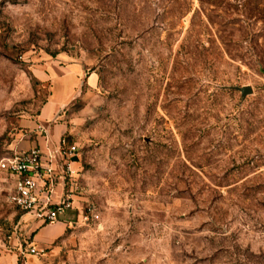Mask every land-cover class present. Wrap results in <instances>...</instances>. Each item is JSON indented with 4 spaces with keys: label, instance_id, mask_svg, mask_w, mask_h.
Listing matches in <instances>:
<instances>
[{
    "label": "rangeland",
    "instance_id": "374dc122",
    "mask_svg": "<svg viewBox=\"0 0 264 264\" xmlns=\"http://www.w3.org/2000/svg\"><path fill=\"white\" fill-rule=\"evenodd\" d=\"M63 141L82 223L0 190V264H264V0H0V159Z\"/></svg>",
    "mask_w": 264,
    "mask_h": 264
},
{
    "label": "built area",
    "instance_id": "2783aa9c",
    "mask_svg": "<svg viewBox=\"0 0 264 264\" xmlns=\"http://www.w3.org/2000/svg\"><path fill=\"white\" fill-rule=\"evenodd\" d=\"M76 148L65 141L47 153L39 149L0 159V190L8 201L25 214L44 223H54L58 216L75 207L71 196L57 188L72 179ZM35 253V250H32Z\"/></svg>",
    "mask_w": 264,
    "mask_h": 264
},
{
    "label": "crops",
    "instance_id": "0c3cea01",
    "mask_svg": "<svg viewBox=\"0 0 264 264\" xmlns=\"http://www.w3.org/2000/svg\"><path fill=\"white\" fill-rule=\"evenodd\" d=\"M78 71L71 72V76L77 78ZM71 77V83H65L63 89H60L53 100L48 104L45 112L43 113L44 119H48L54 111L58 108L63 107L68 100L74 97L73 79ZM98 76L96 74H89L86 78V83L89 87H96L98 84ZM57 133V132H56ZM53 142L56 143L60 139L57 135L52 138ZM49 146L47 144H42L39 149H41L44 154L47 153ZM63 189V184L61 183L57 191L61 194ZM76 204V203H75ZM28 215V214H27ZM36 230L32 235V242L40 247L51 245L53 242L67 236V234L74 229H77L83 221V214L78 206H75L72 210H67L58 216V219L54 223H44L42 221L35 220L31 215Z\"/></svg>",
    "mask_w": 264,
    "mask_h": 264
},
{
    "label": "water",
    "instance_id": "95a60500",
    "mask_svg": "<svg viewBox=\"0 0 264 264\" xmlns=\"http://www.w3.org/2000/svg\"><path fill=\"white\" fill-rule=\"evenodd\" d=\"M235 90L239 91L242 94L243 98H246L248 95H251L253 90L251 87H242V88H235Z\"/></svg>",
    "mask_w": 264,
    "mask_h": 264
}]
</instances>
